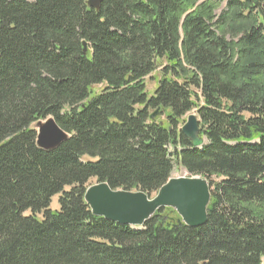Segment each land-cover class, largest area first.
<instances>
[{
  "label": "trees",
  "instance_id": "obj_1",
  "mask_svg": "<svg viewBox=\"0 0 264 264\" xmlns=\"http://www.w3.org/2000/svg\"><path fill=\"white\" fill-rule=\"evenodd\" d=\"M48 117L69 138L45 152ZM175 167L209 182L201 227L85 204L93 179L151 196ZM0 264H264V0H0Z\"/></svg>",
  "mask_w": 264,
  "mask_h": 264
},
{
  "label": "water",
  "instance_id": "obj_2",
  "mask_svg": "<svg viewBox=\"0 0 264 264\" xmlns=\"http://www.w3.org/2000/svg\"><path fill=\"white\" fill-rule=\"evenodd\" d=\"M102 0H87V6L99 10ZM84 54L86 45L84 44ZM154 117V116H153ZM36 132V146L47 151L55 150L69 138L57 126L52 117L31 125ZM193 148L205 145L200 136L199 120L189 115L180 129ZM209 182L202 178H170L161 186L154 197L144 192L113 190L106 183L96 181L84 191V201L95 217H102L120 225L144 226L160 209L172 208L184 225L198 228L207 222V207L210 201Z\"/></svg>",
  "mask_w": 264,
  "mask_h": 264
},
{
  "label": "rangeland",
  "instance_id": "obj_3",
  "mask_svg": "<svg viewBox=\"0 0 264 264\" xmlns=\"http://www.w3.org/2000/svg\"><path fill=\"white\" fill-rule=\"evenodd\" d=\"M224 5H221L219 7V9L216 10L215 14L216 16H220L223 12H224ZM148 83V88L151 90V88H153V85L149 83V80L146 81ZM103 87L102 86H97V89L98 91L101 90ZM192 114V113H190ZM190 114H187V115H190ZM41 121H46V120H41ZM39 122V121H37ZM36 123V122H35ZM34 124V123H33ZM172 177H184V176H189L185 170H183L182 168L180 167H175L172 174H171ZM96 182L95 179H93L92 181H90V185H93L94 183ZM151 197H154V194L151 195ZM51 210H58V196L54 197L51 201V204H50V207H49ZM38 217L40 218L41 216L38 215Z\"/></svg>",
  "mask_w": 264,
  "mask_h": 264
}]
</instances>
